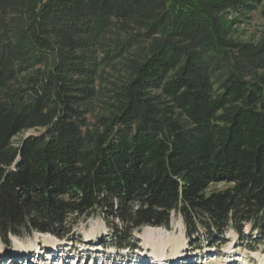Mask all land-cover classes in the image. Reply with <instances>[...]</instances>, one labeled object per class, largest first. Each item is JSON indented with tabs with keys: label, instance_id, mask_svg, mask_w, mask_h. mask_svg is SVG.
<instances>
[{
	"label": "trees",
	"instance_id": "1",
	"mask_svg": "<svg viewBox=\"0 0 264 264\" xmlns=\"http://www.w3.org/2000/svg\"><path fill=\"white\" fill-rule=\"evenodd\" d=\"M258 10L264 0H0V241L63 239L101 217L131 250L176 215L189 241L233 229L255 248L264 31L244 42L234 25Z\"/></svg>",
	"mask_w": 264,
	"mask_h": 264
},
{
	"label": "rangeland",
	"instance_id": "2",
	"mask_svg": "<svg viewBox=\"0 0 264 264\" xmlns=\"http://www.w3.org/2000/svg\"><path fill=\"white\" fill-rule=\"evenodd\" d=\"M238 19L241 22L234 25L236 38L244 42H256L261 38L264 16L259 10L246 18L239 16ZM41 132L42 130L37 129L29 130L16 137L14 142L18 143ZM147 231L151 235L146 234ZM244 232L251 234L249 226L244 228ZM203 235L200 239L189 241L181 217L174 215L169 230L144 227L136 232V246L129 250L116 246L105 221L101 217H93L79 223L63 239L35 232L23 238L12 235L8 246L0 241V264H25L24 260L29 262L26 264H60L57 258L63 252L59 251L70 256L65 259L68 262L64 264H143L150 261L156 264H264V236L258 238L256 247L252 248L233 229L228 230L223 238H219L220 242L214 240L208 244ZM43 239L49 243H44ZM216 243L221 244L214 246ZM41 251L39 256L37 252ZM155 251L162 252L164 256L159 253L157 255L160 257L153 255ZM146 255L149 256L145 257Z\"/></svg>",
	"mask_w": 264,
	"mask_h": 264
},
{
	"label": "bare ground",
	"instance_id": "3",
	"mask_svg": "<svg viewBox=\"0 0 264 264\" xmlns=\"http://www.w3.org/2000/svg\"><path fill=\"white\" fill-rule=\"evenodd\" d=\"M146 234H149V235H151V233H149V231H147L146 232ZM44 241V243L45 242H47V243H49L48 241H46V239H43ZM90 241V240H89ZM40 241H38V243H39ZM49 247V246H48ZM47 248V247H46ZM50 251V253L52 252L51 250H49ZM48 251V252H49ZM56 251H57V249H56ZM47 252V253H48ZM59 252H63V254L62 253H60V259H63V260H65L66 258L68 259L70 256H69V254L67 255V254H65L64 253V251H59ZM37 253H39V256H41V254H42V251H41V253L40 252H37ZM46 253V252H45ZM156 253V254H155ZM160 254V255H162V256H164V254L162 253V252H160V251H155L154 252V254L153 255H157V254ZM29 254V253H28ZM52 254V253H51ZM30 255V254H29ZM142 255V254H141ZM54 256H55V254H54ZM69 256V257H68ZM142 256H144V255H142ZM149 255H146L145 257H148ZM157 257H160L159 255H157ZM52 258H54V257H52ZM83 258H84V256H83ZM29 259H30V257H29ZM58 259V258H57ZM32 260V259H31ZM30 260V261H31ZM52 260V259H51ZM155 260H157V259H155ZM166 260V259H165ZM25 261V264L26 263H29L28 261H26V260H24ZM129 262V261H128ZM154 263V262H153ZM151 261L150 262H144L143 264H153ZM103 264V263H102ZM154 264H156V263H154Z\"/></svg>",
	"mask_w": 264,
	"mask_h": 264
}]
</instances>
